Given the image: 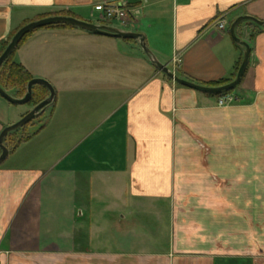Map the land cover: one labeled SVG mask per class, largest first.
<instances>
[{
  "label": "crops",
  "instance_id": "1",
  "mask_svg": "<svg viewBox=\"0 0 264 264\" xmlns=\"http://www.w3.org/2000/svg\"><path fill=\"white\" fill-rule=\"evenodd\" d=\"M119 3L120 31L196 85L232 82L247 43L236 101L175 83L137 40L32 32L13 63L55 99L0 165V264H264V28L229 31L264 22V0H0V53L27 22L107 26ZM33 108L0 97V133Z\"/></svg>",
  "mask_w": 264,
  "mask_h": 264
},
{
  "label": "water",
  "instance_id": "2",
  "mask_svg": "<svg viewBox=\"0 0 264 264\" xmlns=\"http://www.w3.org/2000/svg\"><path fill=\"white\" fill-rule=\"evenodd\" d=\"M242 21H248L253 24H255L258 27L264 28V22L258 21L254 18L251 17H240L236 19L229 28L230 31V36L232 40L236 43H240L238 40L236 34H235V28L236 26L242 22ZM53 26H70L73 28H77L86 32L94 33L97 35L101 36H106V37H112L116 39H123V40H137L140 42V45L144 52L150 56V59L152 63L155 65V67L166 77L169 79L173 80L175 83L192 89L194 91H198L200 93L208 94V95H217L221 94L223 92H228V91H233L237 86L240 85L242 78L245 75L248 62H249V57H250V47L247 43L241 42L240 44L244 47V53L243 57L239 66V69L237 71L235 79L222 86V87H217V88H210V87H203L200 85H196L194 83H191L189 81L183 80L175 76L173 73H171L167 67L161 65L158 61H156L148 49L146 48V45L144 44L143 37L139 34L136 33H129V32H123L118 29H114L112 27L108 26H99V25H94L79 19H76L74 17H65V16H50L46 18H42L39 20L31 21L25 25H23L21 28H19L16 33L13 35L11 40L9 41L8 45L4 49V51L0 55V68L3 65V63L11 56V54L15 51L17 48L18 44L20 41L28 34L44 29L47 27H53ZM36 85L44 87L48 93L49 96L47 99H45L43 102H41L39 105L35 106L29 113H27L22 119H20L17 123L10 125L2 130L0 133V165L8 156V149L4 146V138L12 133L15 132L21 128H23L25 125H27L29 122L33 121L42 111H44L47 107H49L54 99H55V93L52 88V86L41 79H33L29 82L27 85V92L25 96L22 99H17L13 98L8 93L3 90L0 87V97L3 98L5 101L10 103L11 105H17V106H23V105H28L29 102L31 101L32 98V88Z\"/></svg>",
  "mask_w": 264,
  "mask_h": 264
},
{
  "label": "trees",
  "instance_id": "3",
  "mask_svg": "<svg viewBox=\"0 0 264 264\" xmlns=\"http://www.w3.org/2000/svg\"><path fill=\"white\" fill-rule=\"evenodd\" d=\"M50 16L73 17L72 15H70L68 13H59V14L49 15V17ZM43 18H46V17H43ZM40 19H42V18H40ZM27 23H29V22H27ZM27 23H25V24H27ZM250 24H251L252 27H254L256 29H259V27L256 26L255 24H253V23H250ZM48 28H73V27H70V26H53V27H47V28H44V29H48ZM15 33H16V31L13 32L9 36L7 42H5L2 45L1 53L4 51V49L6 48V46L8 45L9 41L11 40V38L13 37V35ZM31 34L32 33L26 35L20 41V43L18 44L17 47H19L25 41V39L28 38ZM1 53H0V55H1ZM13 53L3 63V65L0 68V87L3 90H5V91H10V90H14L15 89L17 91V95H18L17 99H22L25 96L26 92H27V85L29 84V82L31 80H33V78L29 75V73L24 68H22L21 66L16 65V64L13 63ZM240 63H241V61H240ZM240 63L236 67V72L239 69ZM226 84H228L226 81H219L218 83L212 85L211 87L212 88H217V87H222V86H224ZM233 92H234V90L233 91H228V92H223L221 94L212 95V96H214L216 99H219L222 96L227 95V94H232ZM20 95H22V96H20ZM48 96H49V93L44 87L36 85V86H34L32 88V98H31V101L29 102L28 105H32V106L35 107V106L39 105L41 102H43ZM32 124H33V121L29 122L23 128L29 127V126L31 127ZM23 128H21V129H23ZM7 136L4 138V141L7 138ZM27 140H29L28 136H26L23 139H21L20 141H18L15 145L12 146V148L10 149V152L14 151L16 148H18V146L20 144L26 142Z\"/></svg>",
  "mask_w": 264,
  "mask_h": 264
},
{
  "label": "built area",
  "instance_id": "4",
  "mask_svg": "<svg viewBox=\"0 0 264 264\" xmlns=\"http://www.w3.org/2000/svg\"><path fill=\"white\" fill-rule=\"evenodd\" d=\"M128 19V12L126 10V5L119 3V4H108L105 7L103 13V22H110L112 20L119 21L124 24V21ZM216 28L219 31H224L228 28V23L224 18H220L216 23ZM236 101L235 97L232 94H227L222 96L221 98L217 99L216 104L218 106H225L230 103Z\"/></svg>",
  "mask_w": 264,
  "mask_h": 264
},
{
  "label": "rangeland",
  "instance_id": "5",
  "mask_svg": "<svg viewBox=\"0 0 264 264\" xmlns=\"http://www.w3.org/2000/svg\"><path fill=\"white\" fill-rule=\"evenodd\" d=\"M93 22L97 24V21L93 20ZM100 23H105L107 26L113 27V28L118 29V30H126V31L129 30L121 22L115 21V20H112V21H110L108 23L107 22H100ZM6 92H9L10 93V96H12L14 98H17L18 97L17 91L15 89L14 90H10V91H6ZM20 96H22V95H20ZM30 106H32V105H30ZM29 128H30V126L29 127H25L23 129H19V130L15 131V132L10 133L7 136V138L5 139V141H4V146L8 150H10L12 148V146L15 145L18 141H20L24 137L28 136V132H29L28 129ZM19 149L17 151H19L18 153H20V155H22L24 153V151H25L26 148H24L23 145H20L19 146ZM0 154H1V151H0Z\"/></svg>",
  "mask_w": 264,
  "mask_h": 264
}]
</instances>
